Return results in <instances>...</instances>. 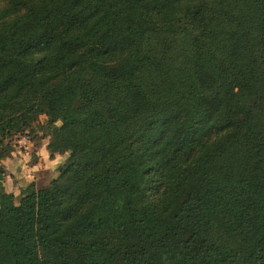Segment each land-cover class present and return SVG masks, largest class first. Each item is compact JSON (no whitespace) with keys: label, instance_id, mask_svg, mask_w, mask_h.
I'll return each instance as SVG.
<instances>
[{"label":"trees","instance_id":"trees-1","mask_svg":"<svg viewBox=\"0 0 264 264\" xmlns=\"http://www.w3.org/2000/svg\"><path fill=\"white\" fill-rule=\"evenodd\" d=\"M20 135L64 157L0 162V264H264V0H0Z\"/></svg>","mask_w":264,"mask_h":264},{"label":"crops","instance_id":"crops-1","mask_svg":"<svg viewBox=\"0 0 264 264\" xmlns=\"http://www.w3.org/2000/svg\"><path fill=\"white\" fill-rule=\"evenodd\" d=\"M46 144L47 139L43 138L39 144L35 143L33 145V153L32 148L30 149V153L28 151V153L23 154H19L16 150H13L10 156L0 161L7 169L3 180V185L7 190L18 194L21 185L31 180H35L37 183H44L51 175L55 174L56 166L64 156L57 153L50 156ZM29 162L31 165H28ZM32 173L35 176L34 178L30 177Z\"/></svg>","mask_w":264,"mask_h":264},{"label":"built area","instance_id":"built-area-1","mask_svg":"<svg viewBox=\"0 0 264 264\" xmlns=\"http://www.w3.org/2000/svg\"><path fill=\"white\" fill-rule=\"evenodd\" d=\"M30 144L31 141L26 135L17 136L14 139V143H13L15 150L17 151H21V150L25 151Z\"/></svg>","mask_w":264,"mask_h":264},{"label":"rangeland","instance_id":"rangeland-1","mask_svg":"<svg viewBox=\"0 0 264 264\" xmlns=\"http://www.w3.org/2000/svg\"><path fill=\"white\" fill-rule=\"evenodd\" d=\"M41 119H44V115H41ZM14 143V140L12 141V144ZM33 146H32V142H31V144L29 145V147L25 150V151H23V150H21V151H17V153H19V154H23V153H28V151H29V153H30V148H32ZM15 151V152H16ZM61 158V157H60ZM25 163H27V162H25ZM28 165H31V163L29 162L28 163ZM28 174L30 175V172L28 171ZM31 178H34L35 176H33V173L31 174V176H30Z\"/></svg>","mask_w":264,"mask_h":264}]
</instances>
